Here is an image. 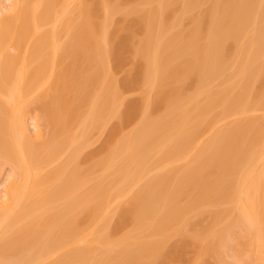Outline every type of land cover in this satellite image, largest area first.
I'll list each match as a JSON object with an SVG mask.
<instances>
[{
    "label": "bare ground",
    "instance_id": "bare-ground-1",
    "mask_svg": "<svg viewBox=\"0 0 264 264\" xmlns=\"http://www.w3.org/2000/svg\"><path fill=\"white\" fill-rule=\"evenodd\" d=\"M12 2L0 264H264V0Z\"/></svg>",
    "mask_w": 264,
    "mask_h": 264
},
{
    "label": "rangeland",
    "instance_id": "rangeland-1",
    "mask_svg": "<svg viewBox=\"0 0 264 264\" xmlns=\"http://www.w3.org/2000/svg\"><path fill=\"white\" fill-rule=\"evenodd\" d=\"M11 3H13L12 2V0H0V11H1V18L3 19V17H6L5 19H7L8 17H10L11 15H12V11H11V9L9 8V7H11L10 5H11ZM150 8V7H153L152 5H150V6H145L144 7V9H147V8ZM149 8L147 9V10H149ZM3 12V13H2ZM197 11H193L192 13H191V15H189V16H185L184 17V19H185V21L183 22L184 23V26L186 25L187 26V28L186 29H184V30H189L190 28H188V26H190L191 27V19H190V17H192V16H196L197 15ZM3 14V15H2ZM0 18V19H1ZM182 20H183V18H182ZM183 26V25H182ZM185 26V27H186ZM139 28V27H138ZM137 27H135V31H138L139 29H138ZM120 76H122L123 77V75H120L119 74V76H118V78L120 77ZM119 79H121V77L119 78ZM219 86H220V81H216L214 84H213V88L214 89H218L219 88ZM141 91L139 90V89H135L134 91H132V92H130V93H128V94H126L125 96L128 98V99H132V100H135V99H138V98H140V96H141ZM32 110H34V111H32L29 115H27V117H26V120H27V126H28V129H30V131H29V133H30V135L32 134L33 135V130H32V124H33V121L31 120L32 118H35V117H38V116H40V114H39V112H37V111H35V108L33 107L32 108ZM215 113H217V111L215 112ZM214 113V114H215ZM254 117H256V118H261V117H263L264 116V111H256L255 113H253L252 114ZM235 122V119L234 118H230V119H227V120H224V121H222V122H220V123H218L216 126H215V128L216 129H218V128H224V127H227V126H229V125H232L233 123ZM35 124V123H34ZM38 124V126L40 127V130H41V138H40V140L42 141V140H45L47 137H48V134H49V129L46 127V126H44V124H43V122H38L37 123ZM131 129V127L129 126V127H127L125 130H124V132H127V131H129ZM48 133V134H47ZM31 135V136H32ZM207 137V135H205V137L204 138H206ZM203 138V139H204ZM104 139H105V134H102V135H98V134H94L93 135V144H92V147L90 148V149H88V152H93V151H95L96 149H98L99 147H100V145L102 144V142L104 141ZM183 163H178V164H176V165H182ZM9 175H11V169H10V167L9 166H7V165H4L3 167H1L0 168V201L1 200H4V193H5V187H6V185H7V179H8V177H9ZM1 206V205H0ZM209 222H210V219L208 218V217H205V218H203L202 220H201V222H200V226H202V227H204V226H207L208 224H209ZM54 260V258H51L50 259V261H53ZM11 264H14V263H11ZM211 264H213V263H211Z\"/></svg>",
    "mask_w": 264,
    "mask_h": 264
}]
</instances>
